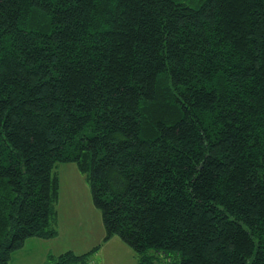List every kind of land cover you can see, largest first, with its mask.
I'll use <instances>...</instances> for the list:
<instances>
[{
  "label": "trees",
  "instance_id": "obj_1",
  "mask_svg": "<svg viewBox=\"0 0 264 264\" xmlns=\"http://www.w3.org/2000/svg\"><path fill=\"white\" fill-rule=\"evenodd\" d=\"M69 162L137 264H264V0H0V264Z\"/></svg>",
  "mask_w": 264,
  "mask_h": 264
},
{
  "label": "rangeland",
  "instance_id": "obj_2",
  "mask_svg": "<svg viewBox=\"0 0 264 264\" xmlns=\"http://www.w3.org/2000/svg\"><path fill=\"white\" fill-rule=\"evenodd\" d=\"M62 164L59 167L61 193L58 235L51 238H27L24 246L13 254L8 264H47L56 259L52 257L68 248L76 254L87 253L88 264H136V256L135 263L132 256L136 255L135 250L118 236V240L101 241V232L105 231V227L102 212L93 203L90 183L76 163Z\"/></svg>",
  "mask_w": 264,
  "mask_h": 264
},
{
  "label": "crops",
  "instance_id": "obj_3",
  "mask_svg": "<svg viewBox=\"0 0 264 264\" xmlns=\"http://www.w3.org/2000/svg\"><path fill=\"white\" fill-rule=\"evenodd\" d=\"M61 165H63V164H61ZM59 167H60V165L58 166V172H59ZM60 175V174H59ZM60 177H61V175H60ZM85 179H86V177H85ZM59 227H60V225H59ZM60 230V229H59ZM101 235H102V238H101V241L102 242H105V241H103V238H104V235H105V231H103V232H101ZM117 237L116 236H114V237H112L110 240H108V241H106V242H110V241H112V240H118V239H116ZM114 242H116V241H114ZM101 243V242H100ZM99 244V243H98ZM102 244V243H101ZM68 250H72L73 252H74V250L73 249H71V248H68L66 251H68ZM65 251V252H66ZM63 253V252H62ZM78 253V252H77ZM61 254V253H60ZM80 254H82V253H80ZM133 256V263H135V256H136V264H137V262H138V257H137V254L136 255H132ZM118 261V260H117ZM120 264H124V263H120ZM126 264V263H125ZM128 264H130V263H128Z\"/></svg>",
  "mask_w": 264,
  "mask_h": 264
}]
</instances>
